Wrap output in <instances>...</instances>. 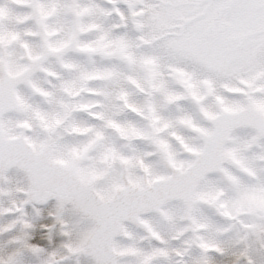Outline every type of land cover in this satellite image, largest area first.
<instances>
[{"label":"snow or ice","instance_id":"snow-or-ice-1","mask_svg":"<svg viewBox=\"0 0 264 264\" xmlns=\"http://www.w3.org/2000/svg\"><path fill=\"white\" fill-rule=\"evenodd\" d=\"M73 257L264 264V0H0V264Z\"/></svg>","mask_w":264,"mask_h":264},{"label":"rangeland","instance_id":"rangeland-1","mask_svg":"<svg viewBox=\"0 0 264 264\" xmlns=\"http://www.w3.org/2000/svg\"><path fill=\"white\" fill-rule=\"evenodd\" d=\"M13 186H16V185H19L21 187L23 186H26L27 184V180L24 178L23 174L20 173V174H14L13 175ZM14 196L16 197H21L24 195L23 191H15L13 193ZM5 204L8 203V198L6 197L5 198V201H4ZM41 207L43 208L44 210V216L47 218V222L49 224H52L55 226V234L53 236V242L48 245L49 247L53 248V249H56L57 252H56V255H57V258L61 255L64 254V249L62 247V244L65 240L69 239L68 236H64V235H61V231H62V228H63V223H62V220L60 217H48V214L51 212L53 214H56V204L54 201L52 202H49L48 204H45V205H41ZM29 211H31V207L29 206ZM64 220H70L71 219V216L67 213H65V216L63 218ZM39 223V222H38ZM49 232H42V237H47L49 236ZM63 264H77L76 262V258L73 257L71 260L69 261H64Z\"/></svg>","mask_w":264,"mask_h":264}]
</instances>
